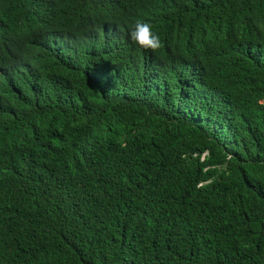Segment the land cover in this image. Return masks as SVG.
I'll list each match as a JSON object with an SVG mask.
<instances>
[{
	"label": "trees",
	"instance_id": "obj_1",
	"mask_svg": "<svg viewBox=\"0 0 264 264\" xmlns=\"http://www.w3.org/2000/svg\"><path fill=\"white\" fill-rule=\"evenodd\" d=\"M0 264H264V0H0Z\"/></svg>",
	"mask_w": 264,
	"mask_h": 264
},
{
	"label": "clouds",
	"instance_id": "obj_2",
	"mask_svg": "<svg viewBox=\"0 0 264 264\" xmlns=\"http://www.w3.org/2000/svg\"><path fill=\"white\" fill-rule=\"evenodd\" d=\"M129 37L137 46L145 50L154 52L163 46L159 35L153 32V26L147 22L137 21Z\"/></svg>",
	"mask_w": 264,
	"mask_h": 264
}]
</instances>
